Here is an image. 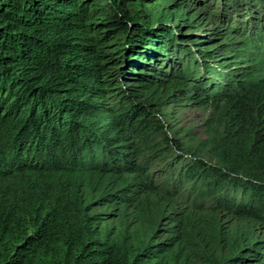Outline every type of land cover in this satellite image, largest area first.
<instances>
[{"label": "trees", "instance_id": "trees-1", "mask_svg": "<svg viewBox=\"0 0 264 264\" xmlns=\"http://www.w3.org/2000/svg\"><path fill=\"white\" fill-rule=\"evenodd\" d=\"M165 4L0 0V264H264V77L212 78V46ZM179 93L221 97V165L176 157L157 197L144 166L173 147L160 110Z\"/></svg>", "mask_w": 264, "mask_h": 264}, {"label": "rangeland", "instance_id": "rangeland-1", "mask_svg": "<svg viewBox=\"0 0 264 264\" xmlns=\"http://www.w3.org/2000/svg\"><path fill=\"white\" fill-rule=\"evenodd\" d=\"M162 1L166 3L167 13H170L174 7H181L180 13L182 18H184V22L179 23L182 26L176 28V34L180 37L189 36L190 39L188 41H193L196 44L190 47L192 50L195 51V49H204L212 46L209 49L212 56V58L208 59L211 61L209 64L213 66L212 69L222 75H212V78H218L221 81L227 74L229 75L233 72L237 75L240 73L248 75L252 71L256 74L251 80L260 76L264 77V25L258 27L260 30H256L254 35L253 33L251 34L248 25L243 23L244 19L252 15L258 18L260 14L264 13V0H244L245 6H243L244 8L242 7L238 16L229 15L232 13L230 6L232 0H224L221 3L214 0L208 5H206V2H202L203 0H199V2L194 0ZM182 3L183 5L181 6ZM256 8H258L259 12ZM248 9H250L249 13L247 12ZM255 18L254 22H257ZM255 24L254 26L257 27ZM231 25L240 30V32L232 30L230 28L232 27ZM187 42L184 43L185 47L188 45ZM244 45L247 48H244ZM252 61H256L258 64L252 67L250 66L254 64ZM218 63H222V65L219 67L216 65ZM209 69L211 70L210 67ZM203 72V68L196 69V74L204 78L205 83L209 81L212 83L213 80L207 79L211 77H208V75L205 77ZM186 78L190 81L195 79L193 77ZM186 84H189V82ZM178 97L180 98H175L176 100L178 99L177 101H171L174 98H170L161 106L160 110L162 113L161 120L164 123L163 132L170 139L173 147L162 158L150 159L144 166V169L149 174L147 185H150L149 181L151 180L153 193L155 192L154 196L157 197L164 193L166 185L169 186L167 174L162 172L160 167L166 165L169 161L175 160L176 157L197 158L208 165H221L215 155L217 154L215 140L222 131L220 107L223 105V101L221 97L215 96L213 99L215 102H211L208 98L199 99V96H181L180 93ZM184 188H187V184L181 189ZM168 189L172 193L168 192L167 195L177 203V207L185 208L191 201H194V194L185 198V190L187 189H184L185 195L181 193L183 190L178 193L175 188L169 187ZM201 201L205 205L209 203V200H204V198ZM257 235L264 240L263 227L257 228Z\"/></svg>", "mask_w": 264, "mask_h": 264}]
</instances>
